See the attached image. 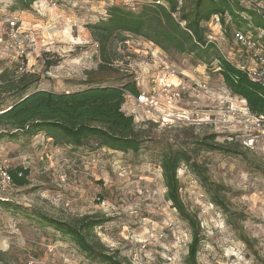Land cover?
Here are the masks:
<instances>
[{"label":"rangeland","instance_id":"obj_1","mask_svg":"<svg viewBox=\"0 0 264 264\" xmlns=\"http://www.w3.org/2000/svg\"><path fill=\"white\" fill-rule=\"evenodd\" d=\"M45 1L27 9L19 0L0 4V72L10 73L8 81L33 80L32 90L55 93L80 91L88 81L135 82L138 92H148L150 79L166 68L182 88L186 119L161 126L125 98L122 111L145 132L138 154L100 148L91 139L81 147L59 145L42 133L1 139L0 168L27 175L25 186L0 194V264H100L39 216L69 224L83 217L102 221L93 235L123 264H185L193 230L165 199L160 168L161 156L171 151L189 160L176 176L180 200L197 224V264H264V136L245 101L229 92L215 65L167 55L136 36L113 44L119 73L99 72L88 26L106 18L111 6L53 0L56 6L49 7ZM207 34L227 60L247 65L219 22L211 20ZM9 100L0 93V111Z\"/></svg>","mask_w":264,"mask_h":264},{"label":"trees","instance_id":"obj_2","mask_svg":"<svg viewBox=\"0 0 264 264\" xmlns=\"http://www.w3.org/2000/svg\"><path fill=\"white\" fill-rule=\"evenodd\" d=\"M24 1L27 9L36 0ZM155 1L162 4L157 5ZM144 0L133 12L124 7L111 6L106 18L88 26L98 46V71L119 73L114 68L117 53L115 43H124L128 36L144 39L167 55H190L197 65L217 68L229 92L244 100L253 116L264 114V90L252 83L246 73L225 58L216 43L207 34V24L218 18L227 37L235 32L247 33L264 46V0ZM175 15V17H173ZM234 41V40H233ZM48 66H50L48 64ZM10 73L0 72V93L8 97L9 106L0 111V140L34 137L45 134L55 144L81 147L86 140L98 143L100 148L120 153L138 154L143 145L144 131L134 123L132 116L122 111L125 95H138L135 82L120 87L88 81L86 88L68 93L32 90L33 80H7ZM216 149V148H213ZM189 164L183 151L167 152L161 156L160 168L166 188L165 199L192 231L185 264H197L200 240L197 224L185 211L179 196L176 172L180 163ZM15 187L26 184L27 172L20 168L9 171ZM42 223L62 236L70 238L89 260L100 264H123L114 253L95 239L93 230L102 221L83 217L69 224L39 216Z\"/></svg>","mask_w":264,"mask_h":264},{"label":"built area","instance_id":"obj_3","mask_svg":"<svg viewBox=\"0 0 264 264\" xmlns=\"http://www.w3.org/2000/svg\"><path fill=\"white\" fill-rule=\"evenodd\" d=\"M97 4L107 6H120L130 11H135L141 4V0H93ZM9 0H0V4H7ZM41 5L42 0L34 1ZM33 2V3H34ZM45 4L49 7L56 6L53 0L45 1ZM155 4L161 5L160 1H155ZM175 17V15H173ZM211 20L218 22V18L215 16ZM18 24L17 17L14 16L10 25L12 28ZM68 24H72L71 20H68ZM264 35L262 32L260 36ZM10 39H16L17 34H10ZM24 38H28L27 34H24ZM234 42L242 48L247 57V65H240V69L246 73L247 77L252 83H256L264 90V46L257 40H254L251 35L242 32H235L233 35ZM1 41V40H0ZM26 54L21 51L20 57ZM163 76L161 78H151L149 83L150 90L148 92H139L137 96L126 94V99H132L136 108L141 109L151 115L157 120L161 126H173L176 122L185 121L186 117L181 111L182 97L181 86L174 84L172 79L174 78L166 68L162 69ZM20 73L23 70L20 69ZM133 115V114H132ZM253 126L256 131L262 133L264 136V114L253 116ZM15 188L13 180L9 174V171L0 168V194H5L12 191Z\"/></svg>","mask_w":264,"mask_h":264}]
</instances>
